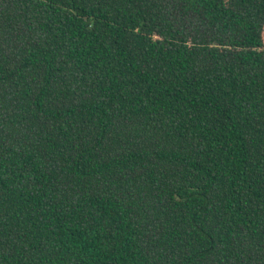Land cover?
Listing matches in <instances>:
<instances>
[{"label": "trees", "instance_id": "16d2710c", "mask_svg": "<svg viewBox=\"0 0 264 264\" xmlns=\"http://www.w3.org/2000/svg\"><path fill=\"white\" fill-rule=\"evenodd\" d=\"M0 264H264V0H0Z\"/></svg>", "mask_w": 264, "mask_h": 264}]
</instances>
